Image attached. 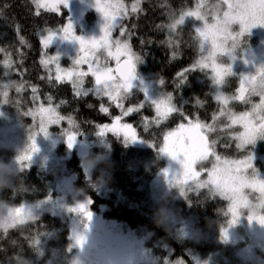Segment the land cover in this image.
Segmentation results:
<instances>
[{
	"label": "trees",
	"instance_id": "obj_1",
	"mask_svg": "<svg viewBox=\"0 0 264 264\" xmlns=\"http://www.w3.org/2000/svg\"><path fill=\"white\" fill-rule=\"evenodd\" d=\"M131 1L135 0H123L126 3ZM203 1L212 7L218 0ZM199 2L140 0L142 10L130 14L121 23L128 34L132 52L141 56L138 71L156 83L164 95L171 93L172 103L179 109L161 119L152 105L144 101L142 93L126 97L124 106L134 110L122 120L130 123L138 137L149 145L136 147L110 133L104 137L96 134L99 125L121 116L120 108L106 96L97 97L91 92L87 96H77L72 82H57L46 75L40 62V37L48 30L58 31L68 20V11L62 9L61 13H56L40 9V14L36 15L32 0H0V48L3 49L0 53L12 61L9 78L17 85H23L21 93L28 94L27 99L51 104L62 116L75 122L73 128L77 138L83 145L88 144V148L84 158L73 155L66 162L68 172L75 175L74 189L80 190V196L91 200L93 213H100L106 220L146 234L147 249L155 261L152 264H194L196 256L205 260L211 255H221L220 264H233L229 254L231 247L222 246L213 239L229 222L224 198L212 194L208 188L186 191L183 198L178 196L175 188L163 197L154 196L152 183L166 166L164 154L158 151L164 144L165 135L176 130L181 123L200 121L216 129L204 131L209 141H216L214 150L221 159L245 158L256 148L254 145L236 147L238 141L235 137L241 128L237 124L226 127L230 121L219 114L223 106L215 99L212 71L198 68L185 72L202 56L195 24L187 21L174 32L167 27L173 19L179 18L181 12L190 10ZM85 17L91 22L93 14L88 13ZM20 37L24 38V44H21ZM181 73H185L187 80L177 88L183 78ZM161 79L163 85L159 83ZM0 80H3L1 76ZM92 88L93 83L87 77L83 89ZM237 88V79L229 77L222 92L231 97L236 95ZM197 100L201 103L197 104ZM101 106L108 111L102 112ZM250 109L251 104L230 101L225 111L238 115ZM214 116L217 119L214 120ZM258 148L263 150L264 145ZM60 149L64 151V147ZM90 156L97 157L98 162L88 172L83 162ZM210 163L208 160L201 167ZM100 177H104L105 182L98 185L96 182ZM53 186L52 174L30 165L17 171L13 186L0 191V200L14 205L36 204L49 197ZM161 210L167 213L163 224L157 220ZM184 222L194 226L197 241L182 237ZM36 239L39 243L34 245ZM74 251L67 221L50 213H43L34 222L10 228L6 233L0 231V264H16L18 256L29 259L32 264L50 259L56 264H64Z\"/></svg>",
	"mask_w": 264,
	"mask_h": 264
},
{
	"label": "rangeland",
	"instance_id": "obj_2",
	"mask_svg": "<svg viewBox=\"0 0 264 264\" xmlns=\"http://www.w3.org/2000/svg\"><path fill=\"white\" fill-rule=\"evenodd\" d=\"M45 2H50V0H45ZM102 2L117 3L118 0H102ZM134 2L135 1H131L129 3L123 2L128 9L129 15L132 14L131 5ZM94 3L95 0H69L68 6L64 8L69 14L68 20L65 22V24L70 20L74 26L75 33L79 36H83L86 39L98 38L100 35H102L101 29L105 24L104 17L96 10ZM216 3H218V1ZM203 4L204 7L201 9V11L209 13L208 22L211 23V12L213 9L210 6L205 5L204 1ZM223 7L224 6H222V9ZM195 8L196 6L190 10H195ZM62 9L63 8L61 7V10ZM88 13L93 14L91 22L87 21L85 17ZM122 21L123 19L120 20L118 26L113 29L112 39H119L121 41L128 42V34L125 32L124 35H121L120 25ZM187 21L194 23L195 27L203 26L202 21H196L194 18H186L185 22ZM233 28L234 30H238V26L236 25H233ZM55 32L58 34L51 42V45L48 49H44L41 44V37L46 36L48 32L40 37V44L42 47L41 59L42 56L45 55H59V64L61 69L76 70L88 73V75L83 77V80L85 81V79L89 77L94 88L95 77L90 72H88V64L81 63L80 65H75L73 63V60H75L78 55V43L76 41L63 40L61 39V33H59V30ZM210 50V43L205 42V51L202 52V56H206ZM111 51L115 53V46H113ZM80 55H84V53H81ZM232 55L235 57V59H229L227 56H221L217 59V63H222L225 65L231 64L233 73L235 75L229 77H235L238 81V88L235 92L237 94L238 89L240 88L239 76L244 74L257 75L258 67L264 65V26H256L252 28L249 33L245 34V36L242 38L240 48L232 53ZM96 57L99 58L101 66L114 69V66L117 64V60L114 58V56H109L108 52L103 49L96 53ZM5 59L8 58H3L2 54L0 53V76L3 78V80H0V163L9 164L16 170V172L21 170L22 167L17 163V157L30 150L32 143L30 137L35 135V143L37 145L38 151L32 153L30 165L37 166L39 169L52 174L54 186L51 194L45 200L36 204L26 203L24 205L32 212V215L35 218H38L43 213H50L67 221L70 239L74 245L75 251L69 260L64 264H112L113 258H126V264L154 263L155 261L147 249L146 242L148 236L146 234H139L135 230L122 223H118L113 220H106L100 213H93L90 210L88 197L80 196V193L74 189L73 184L75 175L68 172L66 162L73 155L78 158H84L87 153L88 144L83 145L78 140V138H76L73 146L71 148L68 147L65 132H75V130L69 124V119L71 118L67 117H65V120L61 121L59 126H50L47 136L39 133V115L36 114L34 119L33 116H26L24 113L28 111L38 113L41 105L44 108H48L49 106L52 108L55 107L51 104H42L36 99H27L29 96L28 94L23 92L21 93V91L17 92V84L15 80L9 78L11 70L5 69L3 67V61ZM122 59H127V57L122 55L120 56V60ZM92 62L95 65V58H93ZM209 63H211V61H209ZM139 65L140 62L138 61L136 78L132 82L133 88L127 97L136 92L142 93L144 96V101L152 105L153 110L157 115L155 105L151 102V100L159 99L165 95L159 90V87L156 83L147 80L143 74L138 71ZM44 68L46 70V75L49 78L57 81L56 63H50L47 67L44 66ZM208 69L211 70L210 67ZM5 71L8 72V76H4ZM60 75L65 77L62 81L71 82L66 78L65 71H62ZM112 75L115 76L114 72H112ZM229 77H226L225 80ZM10 82H15V84L7 89L8 96L6 98L7 103H5V98L2 95V92L5 89H3L2 85ZM117 82L120 81L117 80ZM222 87L223 85L221 86L220 91H222ZM146 98L149 100H146ZM250 99L254 104H258L260 100L259 96H251ZM122 104L123 107L121 108L118 107L116 103H114L118 109L120 108L121 116H116L110 123L101 124L99 126H111L114 124L131 125L130 123L123 121L122 117L126 116L124 113L127 111V109L132 107H125L124 99ZM56 111L58 112L57 109ZM194 124L195 123H193V125ZM185 125L188 126V123ZM240 128L241 129L239 133L244 130L241 125ZM177 130L178 128L173 132H176ZM204 135H206L205 131ZM128 143L136 147L149 146L142 139L136 142ZM259 145H264V139L258 138L254 144L256 148L252 154L253 167L257 172L256 178L258 180H264V149L260 150L258 148ZM61 146L62 148L64 147V151L60 149ZM258 149L259 152L261 151V153L258 152ZM163 154L166 160V166L152 183L154 196L157 198L163 197L169 192L171 188H175L178 196L183 198L186 192L182 195L180 187L169 183L172 175L175 177V175L180 172L181 166L177 160L171 159L165 153ZM242 159L244 158L237 160ZM208 160H210L211 163L206 167H201ZM208 160L200 161L194 165V168L197 171H200L201 168L205 169V171L201 172V176L199 177L200 180H207L208 174L206 170L211 169L213 164L217 163L214 156H209ZM223 161H225V159H221V162H219L221 167L224 166ZM165 169L168 170L167 176H165L164 173ZM189 183H191V181ZM200 189L196 188L194 185L190 188V190L194 191H198ZM244 192L248 196L251 207L240 209L238 216L233 219L231 213L229 212L231 202L225 199L227 201L229 222L228 225L213 239L216 243L222 246L231 247V253L229 254H231L233 264H264V223L259 221V217L264 216V206H262L264 205V196H261L259 192L253 191L251 189H245ZM212 194L216 195L213 192ZM81 203L85 204L87 206V210L92 213L91 219L87 218L81 213L69 211L70 208H75ZM250 215H253L254 217L251 220L249 219ZM0 231L2 232L3 230ZM74 232L82 234L86 237V243L83 249L75 246V241L72 239ZM181 235L183 238L194 239L196 241L198 240L196 239L198 237L194 226L190 222L183 223ZM220 257L222 256L220 255L218 257L217 255H211L209 258L202 260L196 256L194 258V264H220ZM54 263L56 264L55 260L52 261V259H50L41 264Z\"/></svg>",
	"mask_w": 264,
	"mask_h": 264
},
{
	"label": "snow or ice",
	"instance_id": "obj_3",
	"mask_svg": "<svg viewBox=\"0 0 264 264\" xmlns=\"http://www.w3.org/2000/svg\"><path fill=\"white\" fill-rule=\"evenodd\" d=\"M36 6V15L40 14V9H44L48 12L61 13V7L64 9L68 6L69 0H32ZM140 0H135L131 5V12L136 13L141 11L139 7ZM94 6L96 10L102 14L105 19L101 31L102 35L98 38H84L79 36L74 31V26L69 20L61 29V39L66 41H76L79 45V51L77 58L73 60L75 65L81 63L88 64V72L95 77V87L92 89H83L84 80L83 77L88 73L80 72L76 70H64L60 68L59 55H45L42 56L41 64L45 67L50 63H56L57 75L56 80L62 81L65 77H62L60 73L66 72V78L72 82V86L77 96H87L89 93L95 94L97 97L106 96L110 101L116 103L118 107H123L122 101L127 97L133 88V80L136 78L137 62L141 61V56L132 52L131 46L127 41H121L119 39H112V31L119 24V21L127 18L129 15L126 5L123 0H118L117 3L102 2V0H95ZM222 6L223 9H222ZM204 7L203 0L197 3L195 10L183 11L179 15L178 19H173L170 24L167 25L168 29L174 32L178 26L185 24L186 18H194L196 21H202V27H196L195 32L200 37V50L205 51V42H209L211 50L208 51L206 56H201L190 69H186L185 72L195 71L198 68L204 70L211 68L212 71V83L217 88L215 94L216 101L221 104L220 115L226 116L230 121V124L226 127H231L234 124H240L244 129L240 132L235 139L238 141L236 147L246 148L248 145H254L258 138L264 139V65H261L257 69V75L244 74L240 77V88L234 96H226L220 91L221 86L225 83V78L235 75L232 70L231 64L217 63V59L221 56H227L229 59H235L232 55L241 46L242 38L245 34L256 26H264V0H218V3L212 5V22H208V12H203L201 9ZM233 25L238 26V30H234ZM121 35L125 34V29L120 25ZM58 33L48 30L46 36L41 37V44L44 49H48L51 42ZM21 44L25 43L23 37H20ZM115 46V53L111 49ZM101 49L108 52L109 56H114L117 60V68L115 71L119 73V81L117 77L112 75L113 69L106 66H101L99 58L96 57V53ZM0 51H3L0 48ZM84 53V55H80ZM126 56L127 59L123 64L120 63V56ZM93 58L96 63L93 64ZM211 61V63H209ZM247 63V61H246ZM3 67L10 69L12 67V61L5 59L3 61ZM183 77L180 83L177 84V88L181 84H184L187 80L185 73L180 74ZM4 76H8V72H4ZM163 85L164 81H159ZM15 82L5 83L2 85L3 97L5 103H7L8 91L7 89L12 87ZM23 88L22 84L16 85V91L20 92ZM36 91L35 88L32 89ZM259 96L260 100L258 104L252 103L250 97ZM51 100V97H49ZM146 100H149L146 98ZM230 101H238L244 104H251V111L235 114L233 112L225 111V108ZM155 105L157 116L161 119H166L169 114L179 111L175 104L172 103V94L169 93L159 99L151 100ZM197 104L201 102L196 101ZM102 112H107L108 109L101 106ZM134 109L129 108L124 113L127 115ZM26 116L39 115V133L48 135V129L52 125L59 126L61 121L65 120L64 116H61L55 108L49 106L44 108L42 105L38 110V113L28 111L24 113ZM187 119V118H186ZM217 119V117H213ZM159 121H157L158 123ZM69 124L75 127V122L69 119ZM213 132L216 129L211 124H203L197 121L194 125L192 121L188 122V126L181 123L178 126L176 132H169L164 137V145L158 149L159 152L167 154L171 159L177 160L181 166L179 173L175 177H171L169 183L180 187L181 194L194 185L196 188H208L210 192L221 196L231 202L229 212L233 219H235L240 209L251 207V203L248 196L245 194V189H251L257 191L264 196V180H258L256 178L257 172L253 167V157L249 153L244 159L236 161H223L224 166L221 167V157L215 153L214 147L216 141H209L207 136L204 135V131ZM36 133V134H39ZM108 133L113 136L122 138L126 143L136 142L141 140L137 137L135 130L131 125H103L98 126L96 134L104 137ZM66 141L69 148L73 146L76 141V132H65ZM32 140L30 150L17 157V163L21 165L22 169L30 166L32 159V153L38 151L35 143V135L30 137ZM151 146L155 147V145ZM209 156H214L217 163H214L211 169H207L208 179L200 180L201 172L205 169L201 168L197 171L194 168L200 161L208 160ZM165 176L168 175V170H164ZM191 181V183H189ZM91 203V200L88 201ZM264 206V205H262ZM70 212L81 213L87 218L91 219L92 213L87 210V206L83 203L79 204L75 208H70ZM13 216L12 222L3 230L5 233L10 228H15L19 225H24L29 221H35V217L32 212L24 205L21 204L14 208L10 213ZM253 215L249 216V219H253ZM259 221L264 223V216L259 217ZM223 234V232H222ZM72 239L75 241V246L83 249L86 243V237L79 233H73ZM39 240L34 241V245L38 244ZM71 248L69 249V251ZM19 258V256L17 257ZM16 258V259H17Z\"/></svg>",
	"mask_w": 264,
	"mask_h": 264
},
{
	"label": "clouds",
	"instance_id": "obj_4",
	"mask_svg": "<svg viewBox=\"0 0 264 264\" xmlns=\"http://www.w3.org/2000/svg\"><path fill=\"white\" fill-rule=\"evenodd\" d=\"M98 162V158L90 156L83 162V167L86 171L91 172ZM16 170L9 164L0 163V191H3L13 186L14 177H16ZM105 182L104 177H100L97 180V184ZM80 191V190H76ZM17 207L8 201L0 200V230H4L13 220V216L10 214L14 208ZM167 219V213L161 210L157 216L159 223L163 224ZM16 264H32V262L24 257L16 259ZM112 264H126V258H113Z\"/></svg>",
	"mask_w": 264,
	"mask_h": 264
},
{
	"label": "water",
	"instance_id": "obj_5",
	"mask_svg": "<svg viewBox=\"0 0 264 264\" xmlns=\"http://www.w3.org/2000/svg\"><path fill=\"white\" fill-rule=\"evenodd\" d=\"M125 60H126V59H122V60H120V63L123 64ZM116 68H117V64L114 66L113 72H114L115 77H117V80H119V73H117V72L115 71Z\"/></svg>",
	"mask_w": 264,
	"mask_h": 264
}]
</instances>
